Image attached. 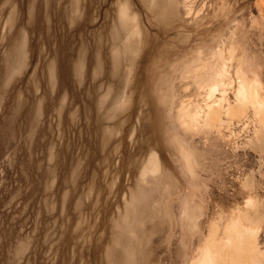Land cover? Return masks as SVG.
<instances>
[{"label":"rangeland","instance_id":"obj_1","mask_svg":"<svg viewBox=\"0 0 264 264\" xmlns=\"http://www.w3.org/2000/svg\"><path fill=\"white\" fill-rule=\"evenodd\" d=\"M263 103L264 0H0V264H264Z\"/></svg>","mask_w":264,"mask_h":264},{"label":"bare ground","instance_id":"obj_2","mask_svg":"<svg viewBox=\"0 0 264 264\" xmlns=\"http://www.w3.org/2000/svg\"><path fill=\"white\" fill-rule=\"evenodd\" d=\"M220 70H222V69H220ZM227 72H228L227 67L223 66V70L218 72L215 75V85L211 89L212 95H214L215 94L214 91L216 89H218L220 87V85H222L224 83V80H225L224 78L227 76ZM238 77H239V85H240V87L238 89V94H237L238 105L235 107L233 106L231 111L236 117L241 118V117H243V115H245L248 104L249 103L254 104L256 102V100L259 98V95H260L259 87H261L262 84L258 81H254L251 83L248 82L247 80H245L243 78V75L241 74L240 70L238 71ZM258 101H259V99H258ZM262 105H263V109H264V103ZM222 109H223V101H221L217 105H210L209 109L205 115L206 123H211L214 120L218 121L221 117ZM184 111H185L186 115L190 116L188 109H186V110L184 109ZM203 111L204 110L198 109V111L194 115H191L190 116V123L198 124L199 119L204 117ZM263 118H264V110H263L262 119ZM262 132L264 134L263 130H261L259 132V134L257 133L258 135L256 134V136H258L256 140H262ZM251 203H252V199H250L248 201L247 205H249ZM247 218L250 220H253V221L254 220L258 221L257 218L252 216V215H247ZM252 232L255 233V232H257V230L249 229V228L244 229L243 234L245 236V239H248V237L252 235ZM244 236L243 237L240 236V237H236V238L239 242H242L245 240ZM232 241H233V239H232ZM235 245H237V244H235ZM219 249H220L219 245H218V247L216 246V248H214V249H212L210 246L205 247L202 250L201 255L198 257V259L196 261H194L192 264H233V260L228 261L227 259H234V257H233L234 255L228 258L227 255L221 254ZM215 252H218L221 255L217 256V255H215L216 254ZM245 252L247 254L249 253L247 249H245Z\"/></svg>","mask_w":264,"mask_h":264}]
</instances>
